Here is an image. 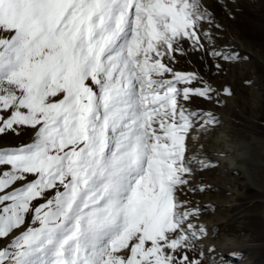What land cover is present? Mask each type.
<instances>
[{"label":"snow or ice","instance_id":"6c2138e0","mask_svg":"<svg viewBox=\"0 0 264 264\" xmlns=\"http://www.w3.org/2000/svg\"><path fill=\"white\" fill-rule=\"evenodd\" d=\"M221 28L206 0H0V135L32 132L0 147V264H232L181 197L217 166L193 98L234 93L174 67L246 61Z\"/></svg>","mask_w":264,"mask_h":264},{"label":"rangeland","instance_id":"374dc122","mask_svg":"<svg viewBox=\"0 0 264 264\" xmlns=\"http://www.w3.org/2000/svg\"><path fill=\"white\" fill-rule=\"evenodd\" d=\"M206 3L222 25L216 33V43L221 46L232 44L248 59L224 63L223 71L217 73L211 59L189 51L177 56L178 63L174 67L180 71H196L216 87L227 85L232 89L231 98L221 97L227 100L224 104L215 105L194 97L190 107L212 109L219 119L218 126L222 124V116H228L231 131L240 134L241 141L248 145L253 139L258 142L243 159L245 171L255 186L244 181L238 171L224 174L215 166L207 173L196 172L193 178V183L211 185L210 189L181 198L201 206L212 205L201 215L209 228L206 240L225 254L236 252L235 256L229 257L232 264H264V0H206ZM245 81H251V84L246 85ZM31 136L30 129H24L20 136L0 135V147L27 143ZM33 203H43V200ZM30 221L31 214L18 231H23ZM4 243L7 241L0 240V246Z\"/></svg>","mask_w":264,"mask_h":264},{"label":"bare ground","instance_id":"6f19581e","mask_svg":"<svg viewBox=\"0 0 264 264\" xmlns=\"http://www.w3.org/2000/svg\"><path fill=\"white\" fill-rule=\"evenodd\" d=\"M220 122L222 123L221 126H216L214 130L210 132L208 137L202 141L204 143V152L208 158L216 162L217 166L222 170V173L230 174L238 171L244 181L252 186H255V182L251 181L249 173L246 172L247 170L245 171L243 159L251 150L250 148L252 145L255 146L258 142L253 139V141L251 140V144L248 145L247 143L241 141L240 137L242 138V136H239L240 134L238 135L231 131L229 125L230 118L228 116H222ZM210 169L203 172L207 173L208 171H211ZM225 239L227 241H232L230 238L225 237ZM208 244L209 242L205 240V245Z\"/></svg>","mask_w":264,"mask_h":264}]
</instances>
